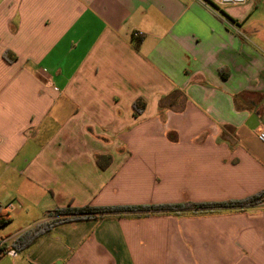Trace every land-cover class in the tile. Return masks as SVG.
Masks as SVG:
<instances>
[{
    "label": "crops",
    "instance_id": "obj_1",
    "mask_svg": "<svg viewBox=\"0 0 264 264\" xmlns=\"http://www.w3.org/2000/svg\"><path fill=\"white\" fill-rule=\"evenodd\" d=\"M263 126L264 0H0L2 249L70 206L256 197ZM0 264H264V201L66 223Z\"/></svg>",
    "mask_w": 264,
    "mask_h": 264
},
{
    "label": "trees",
    "instance_id": "obj_2",
    "mask_svg": "<svg viewBox=\"0 0 264 264\" xmlns=\"http://www.w3.org/2000/svg\"><path fill=\"white\" fill-rule=\"evenodd\" d=\"M141 41H137L135 44L136 49H139ZM135 116H139L145 110V103L143 101H137L134 104ZM106 160L107 163L103 164L101 161ZM111 162L110 157H100L98 158V165L100 168L105 169L109 166ZM264 201V193L248 199L243 202L236 203H224V204H208V205H191L188 208H182L180 206H164V207H135V208H112V209H97L91 207H85L81 209L72 208L71 206L65 209H59L51 214V219L47 222L37 225L33 229L25 232L21 235L11 247L2 249L0 247V253L4 250V252H9L11 250L22 253L26 251L29 247L35 244L39 239L48 235L59 225L72 223L76 221H82L91 218H104V216L109 215H124L128 213H152V214H170L176 212H185V211H218L222 209H244L249 206H255L263 203ZM8 221L5 216L0 215V229L7 226ZM0 239V243H1Z\"/></svg>",
    "mask_w": 264,
    "mask_h": 264
},
{
    "label": "built area",
    "instance_id": "obj_3",
    "mask_svg": "<svg viewBox=\"0 0 264 264\" xmlns=\"http://www.w3.org/2000/svg\"><path fill=\"white\" fill-rule=\"evenodd\" d=\"M197 1H199L200 3L206 6L211 7L212 5V7L214 6L218 10L228 7H243L248 3V0H197ZM212 3H214V5ZM140 37H141L140 33H136L134 35V38H140ZM257 138L264 145V126L257 130ZM3 244L4 242L1 241L0 247H2ZM8 255L12 257H16L17 253L11 250L8 252Z\"/></svg>",
    "mask_w": 264,
    "mask_h": 264
},
{
    "label": "rangeland",
    "instance_id": "obj_4",
    "mask_svg": "<svg viewBox=\"0 0 264 264\" xmlns=\"http://www.w3.org/2000/svg\"><path fill=\"white\" fill-rule=\"evenodd\" d=\"M1 232H3V231L1 230Z\"/></svg>",
    "mask_w": 264,
    "mask_h": 264
}]
</instances>
